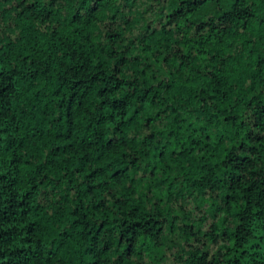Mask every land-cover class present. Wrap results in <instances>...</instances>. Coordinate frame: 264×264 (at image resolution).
<instances>
[{"label": "trees", "instance_id": "16d2710c", "mask_svg": "<svg viewBox=\"0 0 264 264\" xmlns=\"http://www.w3.org/2000/svg\"><path fill=\"white\" fill-rule=\"evenodd\" d=\"M0 264H264V0H0Z\"/></svg>", "mask_w": 264, "mask_h": 264}]
</instances>
